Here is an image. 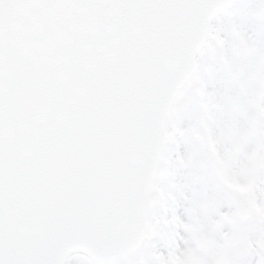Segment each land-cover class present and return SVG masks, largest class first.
Masks as SVG:
<instances>
[{
    "label": "water",
    "instance_id": "obj_1",
    "mask_svg": "<svg viewBox=\"0 0 264 264\" xmlns=\"http://www.w3.org/2000/svg\"><path fill=\"white\" fill-rule=\"evenodd\" d=\"M230 1L217 0L221 8ZM204 16L202 9H188L117 18L69 43L76 77L68 73L61 84L67 93H51L47 101L62 109L63 127L40 106L26 76L14 137L28 155L13 156L8 191L9 221L24 246L75 243L68 255L85 251L94 264L102 249L122 264L138 248L164 123L207 36ZM97 80L106 84L100 139L94 122H84L78 111ZM77 83L85 87H72ZM29 136L43 138L40 150L35 143L23 146Z\"/></svg>",
    "mask_w": 264,
    "mask_h": 264
},
{
    "label": "rangeland",
    "instance_id": "obj_2",
    "mask_svg": "<svg viewBox=\"0 0 264 264\" xmlns=\"http://www.w3.org/2000/svg\"><path fill=\"white\" fill-rule=\"evenodd\" d=\"M206 58L198 89L190 83L171 120L169 137L183 138L153 193L149 235H158V247L149 264H169L170 255L176 264H209L198 261L216 255L220 242L226 264H247L252 254L259 264L264 259V0H237L219 15L200 66ZM232 190L252 197V215L234 220ZM84 258L77 260L90 264Z\"/></svg>",
    "mask_w": 264,
    "mask_h": 264
},
{
    "label": "snow or ice",
    "instance_id": "obj_3",
    "mask_svg": "<svg viewBox=\"0 0 264 264\" xmlns=\"http://www.w3.org/2000/svg\"><path fill=\"white\" fill-rule=\"evenodd\" d=\"M221 7L217 0H0V264H78L74 256L68 255L77 244L51 243L28 248L9 221L6 163L9 114L22 107L26 76L33 78L40 106L50 117H57L62 109L55 101L47 103L48 96L67 93L61 84L68 73L76 77L79 67L76 63L69 67L74 51L67 45L79 40L89 28H98L100 22L107 25L117 18L202 9L206 31ZM72 87L85 85L77 83ZM105 91L106 84L97 80L88 89L89 103L78 106L81 119L94 122L97 139L102 138L104 131ZM57 124L63 127L58 117ZM247 264H257L255 254L248 258ZM260 264H264V259Z\"/></svg>",
    "mask_w": 264,
    "mask_h": 264
},
{
    "label": "clouds",
    "instance_id": "obj_4",
    "mask_svg": "<svg viewBox=\"0 0 264 264\" xmlns=\"http://www.w3.org/2000/svg\"><path fill=\"white\" fill-rule=\"evenodd\" d=\"M238 7L243 8L245 5L243 3L239 4ZM247 31L251 35H255V25L254 22L249 18L247 22ZM218 71V69H216ZM16 123V112L15 110L11 111L9 114V130H8V152H7V172L9 177V183H8V191H9V185H10V177L12 174V161H13V145L15 142L14 137V128ZM114 253L109 249H102L101 252V262L100 264H114Z\"/></svg>",
    "mask_w": 264,
    "mask_h": 264
},
{
    "label": "bare ground",
    "instance_id": "obj_5",
    "mask_svg": "<svg viewBox=\"0 0 264 264\" xmlns=\"http://www.w3.org/2000/svg\"><path fill=\"white\" fill-rule=\"evenodd\" d=\"M195 211H196V210H195ZM196 213H198V211H196ZM75 258H76V257H75ZM76 260H77V259H76ZM77 261H78V264H80V263H79V260H77ZM83 264H84V263H83Z\"/></svg>",
    "mask_w": 264,
    "mask_h": 264
}]
</instances>
